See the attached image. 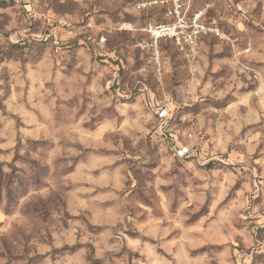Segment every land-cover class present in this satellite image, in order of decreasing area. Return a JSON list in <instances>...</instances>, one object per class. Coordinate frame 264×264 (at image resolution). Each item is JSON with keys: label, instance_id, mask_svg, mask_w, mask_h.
I'll return each mask as SVG.
<instances>
[{"label": "rangeland", "instance_id": "1", "mask_svg": "<svg viewBox=\"0 0 264 264\" xmlns=\"http://www.w3.org/2000/svg\"><path fill=\"white\" fill-rule=\"evenodd\" d=\"M179 1L0 0V264H264V0Z\"/></svg>", "mask_w": 264, "mask_h": 264}, {"label": "built area", "instance_id": "2", "mask_svg": "<svg viewBox=\"0 0 264 264\" xmlns=\"http://www.w3.org/2000/svg\"><path fill=\"white\" fill-rule=\"evenodd\" d=\"M174 6L173 13L176 23L169 26H148L145 32L150 34L155 41L161 38L170 39L178 51L188 60L194 61L195 52L204 36L220 37V30L214 25L202 22V12L193 13L188 20L182 16V6L179 0H171ZM158 122L157 133L161 135L162 130L169 123L170 111L168 105H157L153 109ZM192 155V150L186 145L177 144L172 148V156L176 160H184Z\"/></svg>", "mask_w": 264, "mask_h": 264}]
</instances>
